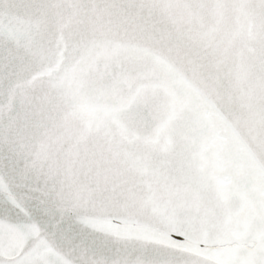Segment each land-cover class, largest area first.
<instances>
[{
    "label": "snow or ice",
    "instance_id": "obj_1",
    "mask_svg": "<svg viewBox=\"0 0 264 264\" xmlns=\"http://www.w3.org/2000/svg\"><path fill=\"white\" fill-rule=\"evenodd\" d=\"M0 264H264V0H0Z\"/></svg>",
    "mask_w": 264,
    "mask_h": 264
}]
</instances>
